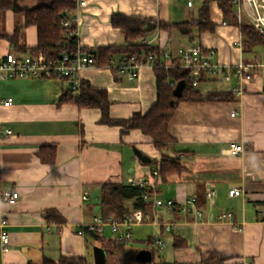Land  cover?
Here are the masks:
<instances>
[{"label":"crops","instance_id":"obj_1","mask_svg":"<svg viewBox=\"0 0 264 264\" xmlns=\"http://www.w3.org/2000/svg\"><path fill=\"white\" fill-rule=\"evenodd\" d=\"M177 1L88 0L72 14L78 45L85 51L121 45L122 34L110 25L114 13L181 23L171 20L179 11ZM198 1L199 5L203 2ZM36 4V0H14L12 8L0 14V59L7 53L28 55V49L35 47L34 26L19 33L18 46L25 47L26 53L12 50L4 37L23 26V11ZM212 4L218 10L219 24L212 21ZM194 6L193 0V6L186 7L191 10ZM229 10L236 20L238 7ZM242 19L251 23L246 13ZM210 20L214 30L201 34L194 45L212 49L211 62L221 67L253 65L252 79L242 85L241 96L231 92L235 79L230 83L201 81L196 90L202 95L227 99L180 103L168 127L176 144L164 153L139 130L122 133L120 127L100 124L98 109L58 105L61 96L70 92L62 79L0 80V222L6 223L3 230L9 236L6 252L0 242V264L62 259L95 264V249L103 252V264H119L121 255L116 250L103 249L113 239L109 229L90 231L87 226L101 217V185H129L131 178L149 183L152 203L145 213L136 210L130 215L128 251L156 248L157 252L158 248V261L166 264H264V62L258 60L257 47L250 54L243 53L239 27L223 17L214 1ZM156 36L159 49L174 53L181 46H191L176 31H156L149 38ZM79 76L91 88L107 92L113 119L143 115L156 102V78L149 67H141L133 80L98 67L82 69ZM8 99L11 104L3 106ZM230 143L241 144L244 151L228 155ZM44 145L55 146L52 165L41 163L36 155ZM162 155L177 159L180 171L163 179L159 169ZM148 161L156 165H147ZM233 189L240 195L230 197ZM7 191L18 193L14 205L1 199ZM209 192H213L211 197ZM155 199L171 200L173 207L157 208ZM49 211L53 213L47 219ZM224 213L230 218L222 219ZM97 235L105 243L95 240ZM148 238L152 244L146 243ZM174 238L184 246L175 248ZM159 240L162 246L155 244ZM133 243H140L139 250H133Z\"/></svg>","mask_w":264,"mask_h":264},{"label":"trees","instance_id":"obj_2","mask_svg":"<svg viewBox=\"0 0 264 264\" xmlns=\"http://www.w3.org/2000/svg\"><path fill=\"white\" fill-rule=\"evenodd\" d=\"M37 4L23 11L24 24L17 27L10 36L4 37L12 50L26 53L25 47L18 46V37L20 30L29 26H34L37 33V43L35 47L28 49L29 54L42 53L48 60L56 61L62 54L75 53L77 51L78 39L76 34L67 35L62 23L68 19H73L72 14L76 10V0H36ZM216 2L224 18L231 24L239 27L242 38V50L245 54L253 52L255 47L264 48V31L260 30L250 22L237 21L230 14V8L233 6L231 0H204L191 17L181 23L166 24L160 21L153 22L149 19L129 17L123 14L114 13L110 17V25L112 28L120 31L123 37L121 45L117 46H101L95 51L97 67L104 69L121 59H128L132 56L140 54H155L156 62L153 71L156 78V102L143 115L136 113L129 119H113L109 115V106L107 92L102 89L91 88L88 83L81 81L79 89L74 92H66L61 96L58 105L69 103L75 104L79 109H98L101 113L99 123L107 126H117L124 133L127 130H139L143 135L148 136L152 140V144L156 150L161 153L167 151L176 144V140L169 134L168 127L172 120L176 108L180 103L184 102H200L206 100H226L224 95L211 94L207 97L202 95L192 86V82L185 78L188 72L182 68L174 67L171 69H163L156 64L159 60V48L155 43L151 45L143 44L144 39L149 38L156 31L166 32L170 34L173 31L180 33L186 38L190 45H194L196 39L204 32H212L214 24L210 20V3ZM14 0H0V14L12 8ZM73 30H76V24H72ZM86 52L85 49H79ZM167 80L177 82L174 85H166ZM55 146H40L37 151V157L41 163H55ZM147 165L155 166L154 161L146 162ZM162 178L180 171L177 159L169 158L162 155L159 164ZM146 195L147 199L143 196ZM152 191L147 187L130 186L105 182L101 185L100 194V211L101 217L107 219L113 217L123 219L130 216L133 211L140 210L143 213L152 203ZM53 212L47 213V219ZM62 222V219L56 218ZM95 240H102L103 236H96ZM128 241H117L112 239L106 241L103 248L106 252L116 250L121 255L119 264H144L136 260L139 251H128ZM152 239L148 238L146 243L152 244ZM175 248L184 246L183 242L173 240ZM151 253V261L154 248L149 249ZM150 261V262H151ZM72 259H62L58 262L45 260L42 264H74ZM155 264H166L157 262Z\"/></svg>","mask_w":264,"mask_h":264},{"label":"built area","instance_id":"obj_3","mask_svg":"<svg viewBox=\"0 0 264 264\" xmlns=\"http://www.w3.org/2000/svg\"><path fill=\"white\" fill-rule=\"evenodd\" d=\"M88 0H76V9L82 7L86 4ZM186 3L187 7L193 6V0H179ZM204 1V0H200ZM233 5L238 7V11L235 14L237 24L243 22L241 10V3L250 9L252 13L258 14V7L255 0H231ZM245 11V8L243 9ZM255 21L260 20L259 18H254ZM262 20V19H261ZM260 20V23L256 25L264 26V22ZM75 24L74 19H68L62 23L67 35L76 34V30L72 28V24ZM226 23H223L225 25ZM156 37L147 38L142 41L143 44L151 45L157 40ZM77 51L70 54H62L58 60L52 61L48 60L42 53L28 54L17 56L13 53H7L3 58L0 59V80L6 78L12 79H24V78H58L66 81L69 85L71 91L76 92L80 85L81 79L79 76V71L85 68H95L97 67V60L95 51L89 49L86 52H81L79 45H77ZM214 55L212 49L203 48L199 45L191 46H181L173 53L169 48L159 49V60L156 64L165 70L174 67H179L188 72L186 80L192 82V86L196 89L198 88L201 81L204 80H215L220 79L227 83L236 80V85H232L231 92L235 96H241L243 93L242 85L248 81H251V69L253 65L239 63L233 69H228L221 67L219 64L211 62V58ZM156 62L155 54H140L139 56H132L128 59H121L117 62L111 63L107 69L113 71L117 77H126L129 80L136 79L138 71L141 67H149L153 69ZM166 85H176L177 82L172 80H167ZM11 100L8 99L3 103V106H9ZM233 117L234 114L231 113ZM243 146L241 144L230 143L227 149V154L234 156L241 154L243 152ZM130 186L147 187L149 183L145 180H129ZM240 191L233 189L229 191V196H239ZM213 192L207 194L211 197ZM19 195L17 192H3L1 199L8 205H14L18 200ZM147 199V196H143ZM83 200L86 197L83 196ZM154 206L157 208L171 209L173 207V202L171 200L163 201L160 199L154 200ZM200 216V213L197 212ZM222 219L230 218L229 213H224L221 215ZM140 217L137 218V222ZM5 222H0V242L2 246V251L6 252L8 250L9 236L3 230L5 227ZM133 224V217L127 216L125 218L116 219L109 217L103 219L102 217H95L93 222L87 226L88 230L97 229L103 231V229L108 228L111 236L117 241L129 240L131 238L130 227ZM78 235L82 234V231L77 232ZM158 246H162V242L159 240L155 243Z\"/></svg>","mask_w":264,"mask_h":264},{"label":"rangeland","instance_id":"obj_4","mask_svg":"<svg viewBox=\"0 0 264 264\" xmlns=\"http://www.w3.org/2000/svg\"><path fill=\"white\" fill-rule=\"evenodd\" d=\"M255 1H256L257 7H258V14L256 15L255 13L250 12L249 11L250 9H248L246 4L244 5L243 3H241V6H242L241 15L244 17V15L246 13L247 14V19L250 20L251 23L256 26L258 23H260L261 19H262L261 21L264 22V0H255ZM194 2H195V6H194V8H191V10L193 9L192 12H194V10H196L198 5H199V1L198 0H194ZM177 5L179 7V11L176 13L177 15L173 14L172 19H171L172 22H182L185 19H187L189 17V15H191V13H192L190 8H187L184 3L180 2V1L179 2L177 1ZM243 8H245V11L243 10ZM211 12H212L211 13L212 21L215 24H219L220 16L218 14V10H217L215 4H212ZM255 17L259 18L260 20L255 21L254 20ZM257 53H258V60H260L261 62H264V48L257 47ZM200 88H202V87H200ZM132 247H133V250H136V249L140 248L141 245H140V243H133ZM154 249L156 250V248H154ZM157 250L158 251L155 252L154 256L152 257L153 258L152 261L149 262V263H146V264H155V263L158 262L159 249L157 248Z\"/></svg>","mask_w":264,"mask_h":264},{"label":"water","instance_id":"obj_5","mask_svg":"<svg viewBox=\"0 0 264 264\" xmlns=\"http://www.w3.org/2000/svg\"><path fill=\"white\" fill-rule=\"evenodd\" d=\"M258 28L262 31H264V26L258 25ZM94 256H95V264H103L104 262V254L101 250L95 249L94 250ZM136 260L141 263H149L151 261V253L148 250H142L139 251L136 255Z\"/></svg>","mask_w":264,"mask_h":264}]
</instances>
